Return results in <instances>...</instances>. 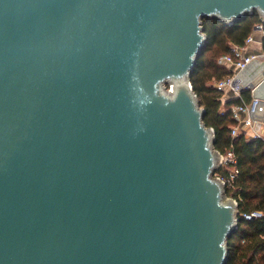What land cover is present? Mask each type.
<instances>
[{"label": "water", "instance_id": "water-1", "mask_svg": "<svg viewBox=\"0 0 264 264\" xmlns=\"http://www.w3.org/2000/svg\"><path fill=\"white\" fill-rule=\"evenodd\" d=\"M255 11L264 0H0V264H225L238 204L190 78L202 19ZM249 67L240 88L264 121Z\"/></svg>", "mask_w": 264, "mask_h": 264}, {"label": "trees", "instance_id": "trees-1", "mask_svg": "<svg viewBox=\"0 0 264 264\" xmlns=\"http://www.w3.org/2000/svg\"><path fill=\"white\" fill-rule=\"evenodd\" d=\"M259 24L264 30V20L258 11L231 24L214 17L203 18L207 41L190 78L199 103L205 109L203 120L214 130L215 149L222 155L229 151L235 154V162H228L215 172L230 179L231 170H237L236 176L226 184V194L238 204V227L228 239L225 264H264V139L247 136L242 131L232 133L239 125L234 107L251 103L253 93L245 89L241 95L225 99L226 89L214 85L238 70L219 63V58L233 55L235 45L245 46L246 39ZM262 48L264 51V37Z\"/></svg>", "mask_w": 264, "mask_h": 264}, {"label": "built area", "instance_id": "built-area-1", "mask_svg": "<svg viewBox=\"0 0 264 264\" xmlns=\"http://www.w3.org/2000/svg\"><path fill=\"white\" fill-rule=\"evenodd\" d=\"M256 28L263 29V25L259 24L257 25ZM252 41H253V35H250L246 39L245 46L235 45L233 47V55L227 54V55L221 56L219 58V63L235 67L238 70L246 67L251 61L255 60V58L258 57V55H253V54L251 55L243 54L244 48L248 44H250ZM241 83H242V80L238 77L237 72H236L233 76L227 77L220 81H216L214 85L218 89L231 88L236 92L237 95H241V91L245 89H251L253 93V88L245 87L244 89H241L240 88ZM257 102H258V98L253 95V100L251 101V103H242L234 107L233 109L234 116L238 119L239 125L233 128L232 130L233 135H236L239 131H242L247 136L260 137L264 139V121L252 119V117L249 114L250 110L253 109V107L256 105ZM245 128L249 129V131L251 132L248 133L247 130H245ZM221 160H222L221 161L222 165H225L228 162H235L236 160H235L234 152L229 151L226 155L221 154ZM230 174H231L230 179H225L220 175H218V178H220L223 182H225V184H227L231 182V180L236 176L237 170L232 169ZM254 214H257V213H254Z\"/></svg>", "mask_w": 264, "mask_h": 264}, {"label": "crops", "instance_id": "crops-1", "mask_svg": "<svg viewBox=\"0 0 264 264\" xmlns=\"http://www.w3.org/2000/svg\"><path fill=\"white\" fill-rule=\"evenodd\" d=\"M252 35H253V41L244 48L243 54H245V55L253 54V55H258V57L255 58L253 63H252V61L250 62V67L246 71L245 77L247 79L253 78V79L258 80V79H260L259 77L262 76V74H263L258 68H259L260 63H261L259 59H264V56H262V55H264V51L262 48L264 30L256 28L254 30V32L252 33ZM235 96H236V92L233 89L227 88L225 90V95H224L225 99L233 98ZM245 130H247L248 133L251 132L247 128H245Z\"/></svg>", "mask_w": 264, "mask_h": 264}, {"label": "rangeland", "instance_id": "rangeland-1", "mask_svg": "<svg viewBox=\"0 0 264 264\" xmlns=\"http://www.w3.org/2000/svg\"><path fill=\"white\" fill-rule=\"evenodd\" d=\"M259 60L262 61V60H264V59H259ZM263 76H264V75L260 76V77H259L260 79H258V80H261V79L263 78ZM170 84H171V83H164V84H163V89H168V90H169V89L171 88ZM221 161H222V160H221V154H220V155H219V167L216 169V171L221 167V165H222ZM220 163H221V164H220ZM214 177H218V174L215 173V174H214ZM225 185H226V184H225ZM232 198H233V197L226 195V196L224 197V200H225V201H228L229 199H232Z\"/></svg>", "mask_w": 264, "mask_h": 264}]
</instances>
